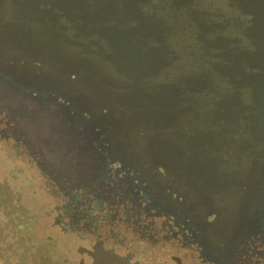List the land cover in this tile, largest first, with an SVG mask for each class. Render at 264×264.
<instances>
[{
    "label": "water",
    "instance_id": "water-1",
    "mask_svg": "<svg viewBox=\"0 0 264 264\" xmlns=\"http://www.w3.org/2000/svg\"><path fill=\"white\" fill-rule=\"evenodd\" d=\"M0 91L62 163L96 146L229 245L264 227V0H0Z\"/></svg>",
    "mask_w": 264,
    "mask_h": 264
},
{
    "label": "flooded vegetation",
    "instance_id": "flooded-vegetation-1",
    "mask_svg": "<svg viewBox=\"0 0 264 264\" xmlns=\"http://www.w3.org/2000/svg\"><path fill=\"white\" fill-rule=\"evenodd\" d=\"M5 100L0 99V135L24 144L22 154L47 171V192L59 199L50 212L55 228L79 243L75 257L66 258L65 264H264V227L248 230L235 245L228 244L229 237H212L211 229L200 232L188 216L167 215L134 171L100 163L96 146L76 151L78 156L89 154L92 161L84 170L62 159L57 164L50 149L43 153L20 139L25 114ZM54 240L47 237L56 256L62 251ZM137 245L165 253L146 259L147 251H138Z\"/></svg>",
    "mask_w": 264,
    "mask_h": 264
},
{
    "label": "rangeland",
    "instance_id": "rangeland-1",
    "mask_svg": "<svg viewBox=\"0 0 264 264\" xmlns=\"http://www.w3.org/2000/svg\"><path fill=\"white\" fill-rule=\"evenodd\" d=\"M21 116L25 119L20 124V139L35 147L47 145V149H51L50 146L54 149L56 137H52L51 120L42 118L45 116ZM23 146L14 138L8 141L0 135V264H65L66 258L75 257L79 243L74 238L60 235L59 229L55 228L54 214L50 212L59 199L47 192L50 190L47 188V171L22 154ZM54 151L58 164L59 154L63 151ZM48 236L59 242L58 249L62 254L54 255L56 246L47 243ZM65 237L67 241L63 240ZM136 249L147 251L143 256L146 259L165 253L160 249H148V245H137Z\"/></svg>",
    "mask_w": 264,
    "mask_h": 264
}]
</instances>
